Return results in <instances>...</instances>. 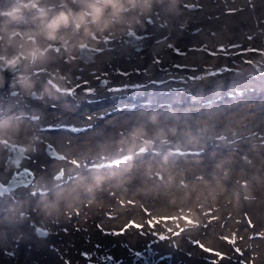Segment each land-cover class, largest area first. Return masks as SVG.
Segmentation results:
<instances>
[{"label": "rangeland", "instance_id": "rangeland-1", "mask_svg": "<svg viewBox=\"0 0 264 264\" xmlns=\"http://www.w3.org/2000/svg\"><path fill=\"white\" fill-rule=\"evenodd\" d=\"M83 1L40 0V4L50 8L51 15L61 8L79 10L84 6ZM200 1L202 0H185L183 3L192 2L194 5L200 4ZM11 2L12 0H0V8L8 7ZM153 3L156 6L160 3L162 10L180 6L176 1L172 5L168 0L162 2L153 0ZM214 4H217L218 8L234 13L220 14L219 18L217 16L219 24H229L231 18H237V15L240 18L239 23L234 22L237 26L233 28L232 34L236 49H247L249 46L258 50L263 49L264 0H214ZM134 10L150 12L149 9L141 10L138 7ZM132 13L134 12L130 14L125 12V15L131 17ZM25 15L27 17L25 23L11 27L19 28L22 33L36 29L39 20L32 19L35 10L26 11ZM69 28L71 27L61 29V32L67 34L63 30ZM111 28L122 29L121 21L114 23L107 30ZM73 36L74 32L70 31L69 39L74 38ZM39 39L49 42L42 35L37 37V40ZM227 41L230 42V39L222 43L226 45ZM17 42H22L19 36L13 45H6L5 40H0V45H6L7 50H12L16 48ZM3 50L0 48V51ZM40 61L49 62V55ZM120 61L118 57L117 62ZM171 61L176 60L172 58ZM138 63L130 61L123 66L132 70L131 67L138 66ZM187 63L190 68L201 67L197 56L188 57ZM174 76L181 78L182 75ZM242 85L245 86L246 83L243 81ZM225 107L227 105L205 107L197 113L193 112L194 116L189 120L184 114L179 115L185 109L179 105L174 108L157 107L151 112L146 110L136 113L129 111L126 115L123 112L112 114L109 116L112 124L102 128L105 130L103 136L97 131L89 130L83 143L75 149L77 155L75 156L85 159L76 165L68 161L63 162L67 166L61 177L54 178L52 174L56 166L60 165L57 161L47 165L51 169L47 166L34 167V178L29 184L18 185L9 192L0 191L4 192L0 195V247L7 251L9 245L14 244L18 250L12 257L0 251V264L53 263L47 256H38L36 248L49 249L54 242L69 241L71 232L79 228L75 225L67 237L54 236L52 231H55L56 221L47 224L53 218L62 219L61 223L68 227L79 222L82 226L86 225V228L94 227L95 224L98 227L90 236L100 241V258L90 256L83 250L77 254L75 264H130L134 253L144 252L147 246L153 249V260L162 252H172L169 264L185 262L191 264L187 255L191 254L190 251L194 248L199 251L210 249L213 254L217 252L224 254L225 258L221 259L224 260L223 264H247L250 251L258 254L257 264H264V215L254 226H249L248 221H244L249 214L253 215L254 210L264 206V108L257 107L244 112V106H241L230 111L228 117L220 118ZM59 111L63 113L65 109L59 108ZM199 113L204 114V118L201 114L195 115ZM176 114L179 116L176 120L170 117ZM48 115L53 117L57 112L52 110ZM128 118H132L133 121H128ZM226 119L230 123L227 124L228 127L224 124ZM247 120H250L251 124H246ZM10 125L7 120L0 122V131L6 133L3 137L11 140L13 135L9 131ZM229 127H232V130ZM117 129L124 132L118 134ZM244 130H251L254 133L253 144L232 142V145L224 144L218 149L205 146L209 141L216 143ZM217 136H220V139ZM10 147L0 145L2 179L7 178L14 168L3 160ZM130 148L132 150L128 151ZM141 148L145 150L140 151ZM195 148L199 153H193ZM177 149H182L183 152L177 154L175 151ZM126 153L131 155L124 162L114 166L108 164L113 157L118 158V155ZM87 161H99L103 165L97 167V170L81 172L77 179L54 182L76 171ZM97 177L102 178L98 187L95 186ZM226 177H230V183L225 182ZM245 178L247 184L243 186ZM90 185L93 186L91 192L88 191ZM256 190L259 196H250ZM205 198L214 199L213 205L209 209H195V206ZM26 206L30 208V215ZM36 207L38 211H33L32 209ZM73 208H79L80 211L72 214L69 219L68 211H72ZM208 210L212 211V215L223 214V229L214 223ZM9 211L12 212L7 215ZM253 217L257 222L258 216ZM148 221L153 223L149 224ZM130 223L142 227L139 229L134 226L126 227ZM235 224L240 225L239 235L245 243L239 242V238L234 240L230 235L231 228H237ZM37 226L45 227L48 235L37 234ZM113 232L122 234L112 235ZM177 232L180 235H174ZM154 233L166 234L170 239L159 241ZM193 241H198L204 248ZM236 244L239 245L236 247L239 252L234 249ZM189 245L190 249L186 250ZM80 247L87 246L71 245L69 254L75 256ZM116 250L118 255H115ZM119 250L122 253L126 252L128 256L124 258ZM109 256L113 259H107Z\"/></svg>", "mask_w": 264, "mask_h": 264}, {"label": "flooded vegetation", "instance_id": "flooded-vegetation-1", "mask_svg": "<svg viewBox=\"0 0 264 264\" xmlns=\"http://www.w3.org/2000/svg\"><path fill=\"white\" fill-rule=\"evenodd\" d=\"M168 1L172 5L176 1L180 6L162 10L159 4L157 7L152 2L148 13L131 9L126 11L129 14L134 12L131 17L123 13L122 29L96 32L95 38H83L81 30L80 33L74 32V38L69 39L72 28L63 30L67 32L65 35L70 43L67 48L59 40L45 42L39 39L42 47L53 44L59 51L48 52L49 62L39 60L30 64L22 60L12 71L6 89L0 93V113H4L0 122L7 120L11 124L9 131L13 137L11 140L1 137V145L10 146L9 141L20 145L21 148L15 147L13 156L17 158L22 153L19 157L22 166L33 170L57 161L60 165L56 171L62 174L67 166L63 162L76 165L85 159L76 157L75 149L83 143L89 130L103 136L105 130L102 128L112 124L109 118L112 114L123 112L126 115L129 111L136 113L134 110L154 109L164 106L161 102L167 101L170 108L184 105L185 110L179 115L184 114L188 120L194 116L193 112L205 107L227 105L220 118L228 117L230 111L241 106H244V112L264 108V47L260 51L254 47L236 49L232 34L237 26L235 23L240 21L238 15L222 26L219 15L230 14V11L218 8L214 0H202L194 5L192 2L184 4L185 0ZM228 38L230 42L224 45L222 42ZM190 39L198 42L190 43ZM82 42L84 46L81 48L78 45ZM81 49L84 51L80 52ZM14 51L16 48L7 50V53L11 55ZM196 56L201 67L190 68L187 58ZM118 57L120 63L117 62ZM172 58L176 61L172 62ZM130 61L139 62L138 66L128 70L123 64ZM18 73H24L34 82L31 90L17 82ZM176 74H181V78L175 77ZM46 87L50 93L45 92ZM72 89L75 91L70 92ZM40 93H43L42 99L39 98ZM141 101H144L143 105H140ZM59 108L65 111L60 113ZM52 110L57 112L56 116L48 115ZM22 112L34 114L37 119L31 121ZM200 114L204 118L202 113L195 115ZM170 117L177 119L179 116ZM127 120L133 121L132 118ZM245 123L251 124L250 120ZM64 124L71 127L90 125L91 128L70 133L60 129ZM224 124L230 123L226 119ZM218 125L221 126L220 123ZM38 126H48L52 130L40 131ZM123 132L117 129L118 134ZM1 134L6 133L1 130ZM253 135L251 130L230 135L228 139L217 142V148L224 144L232 145V142L253 144Z\"/></svg>", "mask_w": 264, "mask_h": 264}, {"label": "clouds", "instance_id": "clouds-1", "mask_svg": "<svg viewBox=\"0 0 264 264\" xmlns=\"http://www.w3.org/2000/svg\"><path fill=\"white\" fill-rule=\"evenodd\" d=\"M152 2L153 0H84V6L79 10L61 8L50 15L51 9L42 6L40 0H12L8 7L0 8V40H5L6 45H13L19 36L22 42L15 44L16 51L11 55L7 53L6 45H0V48L4 49L0 51V70L14 69L22 60L34 64L43 60L50 50L59 51L53 44L42 47L37 40L38 36L42 35L47 41L59 40L67 48L69 40L61 29L71 27L76 33L82 30L83 38H95L96 32L103 33L114 23L120 22L126 11L137 7L141 10L150 9ZM30 10H35L33 21L39 20L36 29L22 33L19 28L11 27L25 23L27 20L25 13ZM78 46L82 48L83 42ZM17 82L28 90L34 87V82L24 73L17 74ZM53 86L58 89L55 84ZM45 92L50 93V89L46 87ZM39 98H43V93L39 94ZM101 180V177H97L95 186L98 187ZM92 190L93 186L90 185L88 191Z\"/></svg>", "mask_w": 264, "mask_h": 264}, {"label": "bare ground", "instance_id": "bare-ground-1", "mask_svg": "<svg viewBox=\"0 0 264 264\" xmlns=\"http://www.w3.org/2000/svg\"><path fill=\"white\" fill-rule=\"evenodd\" d=\"M84 2V1H83ZM216 3V2H215ZM160 4V3H159ZM159 6V5H158ZM157 6V7H158ZM186 7V6H185ZM188 7V6H187ZM195 8V7H194ZM198 8V7H197ZM190 11V10H189ZM188 11V12H189ZM170 12V11H169ZM187 12V13H188ZM227 13V12H226ZM231 13V12H230ZM228 14V13H227ZM231 14H234L233 12ZM156 15V14H154ZM170 15V13L168 14ZM174 15V14H173ZM148 16V15H147ZM153 16V15H152ZM192 16V15H190ZM171 17V16H170ZM185 17V16H184ZM186 17H189V16H186ZM152 18V17H151ZM167 18V17H166ZM190 18V17H189ZM196 18V17H195ZM198 18V17H197ZM154 19V18H153ZM168 19V18H167ZM186 19V18H184ZM183 19V20H184ZM194 19V17H193ZM174 21V20H173ZM191 21V20H189ZM143 23V22H142ZM174 23V22H173ZM199 23V22H197ZM196 23V24H197ZM144 24V23H143ZM156 24V23H155ZM192 26H194V23H191ZM155 26V25H154ZM172 26V25H171ZM191 26V25H190ZM196 26V25H195ZM153 28V27H152ZM157 28L159 29V27L157 26ZM188 28V26H187ZM193 28V27H192ZM156 29V28H155ZM170 30V29H169ZM199 30V29H198ZM217 30V29H216ZM166 32V30H164ZM183 31V30H182ZM201 32V31H199ZM183 33V32H182ZM185 33V32H184ZM215 33V32H214ZM202 34V33H201ZM204 34V33H203ZM216 34H219V33H216ZM179 35V34H178ZM184 35V34H183ZM193 35V34H192ZM210 35V34H209ZM208 35V36H209ZM194 36V35H193ZM186 37V36H185ZM210 37V36H209ZM194 38V37H193ZM218 38V37H217ZM191 40V39H190ZM192 41V40H191ZM216 41V40H215ZM196 42V41H195ZM211 45V44H210ZM221 46V45H220ZM234 48V47H232ZM209 49V48H208ZM229 49V47H228ZM243 49V48H242ZM230 50V49H229ZM216 52V51H215ZM230 52V51H229ZM263 52V51H262ZM222 53V52H221ZM227 54V53H226ZM242 55V54H240ZM252 55V54H251ZM236 58V57H235ZM244 61V60H243ZM250 61V60H249ZM234 101V100H233ZM54 134V133H53ZM57 134V133H56ZM62 134V133H61ZM53 136V135H52ZM78 137V136H77ZM83 137V136H82ZM203 155V154H202ZM161 160V159H160ZM172 160V159H171ZM163 161V160H162ZM154 170V169H153ZM151 171V170H150ZM155 171V170H154ZM178 171V170H177ZM152 172V171H151ZM166 172V171H165ZM150 173V172H149ZM1 174V173H0ZM1 176V175H0ZM166 180V179H165ZM166 182V181H165ZM225 182L226 183H230L231 180H230V177H226L225 178ZM247 184V182L245 183V185ZM244 185V186H245ZM30 200V199H29ZM214 202V199L213 200H209V199H204L203 201H201V203L197 206H195V209H209V207H211ZM99 205V204H98ZM27 207V206H26ZM264 209V206H260L257 208V210H254L253 212V215L252 214H249L247 216V219H244V221H247L248 220V225L250 226H254V225H257L258 223V220H260L263 215H264V212H262ZM33 211H38V208H33L32 209ZM211 210H213V208H211ZM71 211V210H70ZM70 211H68V216H69V219L72 217L71 215L72 214H76V213H79L80 209L78 208H73L71 213ZM210 212V214L212 215V211L208 210ZM12 211H9L7 213V215H9ZM27 213L30 215L31 214V211H30V208L27 207ZM254 215L258 216V220L257 222L254 220ZM223 214H220V213H216L215 215H212L211 216V219H213L214 223L215 224H218L220 226L221 229L224 228L223 226ZM55 220L56 223L54 225V228H55V231H52V235L54 236H59V237H62V236H69V232L71 231V229L73 227H75V225H78L79 228H76V230H73L70 234V240L69 241H59V242H54V245L49 248V249H45V248H36V251L38 253V256L42 257V256H47L48 257V260L49 261H52L53 263H47V264H75L76 260H77V254L80 253L81 251H86L90 256L93 255L94 257H98L100 258V248H101V245H100V241L96 240L94 237L90 236V233L94 231H97L98 230V227L97 225L95 224V226L93 227H90V228H86V225L85 226H82L81 223H73L70 227L66 226L65 223H61L62 222V219L58 218V219H51L50 222H48L47 224H51V222ZM243 221V220H242ZM242 221L240 222V224L242 225ZM21 224H24V223H21ZM20 224V225H21ZM238 224V223H237ZM237 224H235L234 226L236 227ZM240 225L237 226V228H231V232H230V235L234 237V240L236 238H239V242H243L245 243V241H243V239L241 238V235H239V232L241 231V229L239 228ZM245 237V236H243ZM258 239V238H257ZM233 240V241H234ZM40 242H44V241H40ZM95 242V243H94ZM134 243V242H133ZM135 244V243H134ZM71 245H74L75 247H79L80 245H85L87 247H80L78 248V250L75 252V256H72L71 254H69V251L71 249ZM132 246V244H131ZM239 245H235L234 246V249L236 250V247H238ZM191 245H189L186 250L190 249ZM19 248V247H18ZM0 251L3 253V254H8V253H13V255H8V256H15L18 252L16 246L13 244L9 247V249L6 250H2L0 249ZM120 251V250H119ZM248 251V250H247ZM191 254H188L187 256L190 257L189 258V262H191V264H212L213 261H218V264H223V261L218 257L216 256L215 254H213L211 251H199L198 249H193L192 251H190ZM120 253L122 255H124L123 257H127V253L126 252H121ZM1 254V253H0ZM243 254H245L243 252ZM115 255H118V250L115 251ZM121 257V258H123ZM156 257V256H155ZM154 257V259H155ZM187 257V259H188ZM248 262L247 264H257V262L259 261V256L257 253H251L250 251H248ZM185 260V259H184ZM186 263V262H185ZM183 263V264H185ZM13 264V263H12ZM245 264V263H244Z\"/></svg>", "mask_w": 264, "mask_h": 264}, {"label": "water", "instance_id": "water-1", "mask_svg": "<svg viewBox=\"0 0 264 264\" xmlns=\"http://www.w3.org/2000/svg\"><path fill=\"white\" fill-rule=\"evenodd\" d=\"M3 73H0V91L2 90L3 87L7 84V80L9 79L10 72L9 69L6 70L5 68L3 69ZM29 172L27 168H23L19 172H14V174L11 176L10 180V185L16 183H21L23 181L24 183L28 181L29 179ZM42 232L45 231V229H40ZM170 252H165L163 254L158 255L155 260H153V253L150 247L147 248V254H143L141 256H133V261L130 264H143L145 261V264H169L170 261ZM109 264V263H106Z\"/></svg>", "mask_w": 264, "mask_h": 264}, {"label": "snow or ice", "instance_id": "snow-or-ice-1", "mask_svg": "<svg viewBox=\"0 0 264 264\" xmlns=\"http://www.w3.org/2000/svg\"><path fill=\"white\" fill-rule=\"evenodd\" d=\"M186 6H187V5H186ZM133 37L139 39V37H137V36H133ZM249 39H252V37H249ZM169 47H172V45H169ZM177 51H178V50H177ZM105 83H106V82H105ZM76 87H79V85H76ZM111 90H113V91H118V89H111ZM74 91H75V89L70 90V92H74ZM86 91L91 92V91H93V89H86ZM72 131H74V132H75V131H79V129H72ZM165 219H168V218H165ZM186 219H187V218H186ZM148 223H149V224H152L153 222H152V221H148ZM133 226L136 227V228H138V229L142 227L141 225L134 224V223H130V224H129L128 226H126V227H133ZM125 230H126V229H125ZM111 234H112V235H121L122 232H113V233H111ZM43 235H45V236L48 235L47 231H44ZM154 235L157 236V239H158L159 241H164V240L170 239V237H169L168 235H166V234H156V233H154ZM174 235L178 236V235H180V233L177 232V233H174ZM193 243L197 244V245H198L199 247H201L202 249L204 248V246L201 245V244H199L198 241H193ZM232 243H234V241H233ZM204 250H205V251H211L210 249H204ZM236 251L239 252L240 250H239V249H236ZM8 255H13V253H8ZM84 255L87 256V254H84ZM135 255L139 257V256L142 255V253H141V252H136ZM215 255L218 256L220 259H224V258H225L224 254H222V253H218V252H217V253H215ZM107 259L112 260L113 257L109 256V257H107ZM212 264H218V261H213Z\"/></svg>", "mask_w": 264, "mask_h": 264}]
</instances>
